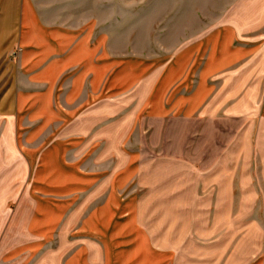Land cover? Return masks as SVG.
Wrapping results in <instances>:
<instances>
[{
	"label": "crops",
	"instance_id": "0c3cea01",
	"mask_svg": "<svg viewBox=\"0 0 264 264\" xmlns=\"http://www.w3.org/2000/svg\"><path fill=\"white\" fill-rule=\"evenodd\" d=\"M95 7L0 0V41L19 49L0 100L15 154L0 174V264H169L122 202L141 108L151 119L253 122L264 176V0L222 4L214 25L145 64L111 57Z\"/></svg>",
	"mask_w": 264,
	"mask_h": 264
},
{
	"label": "rangeland",
	"instance_id": "374dc122",
	"mask_svg": "<svg viewBox=\"0 0 264 264\" xmlns=\"http://www.w3.org/2000/svg\"><path fill=\"white\" fill-rule=\"evenodd\" d=\"M93 1L96 7L88 11L105 20L101 43L111 57L144 64L166 58L186 36L214 25L217 9L232 2ZM18 52L16 40L0 41V100L15 75ZM10 110L11 104L0 101V174H6L4 161L15 158L9 137L2 135ZM140 111L126 137L135 167L122 202L153 243L170 254L169 264H247L263 255L264 176L249 149L253 122L151 119L146 108Z\"/></svg>",
	"mask_w": 264,
	"mask_h": 264
}]
</instances>
